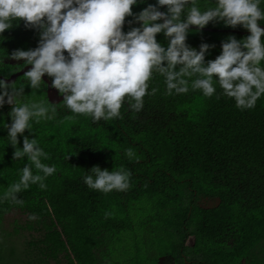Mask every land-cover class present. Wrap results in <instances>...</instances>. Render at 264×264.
Instances as JSON below:
<instances>
[{"label": "trees", "instance_id": "obj_1", "mask_svg": "<svg viewBox=\"0 0 264 264\" xmlns=\"http://www.w3.org/2000/svg\"><path fill=\"white\" fill-rule=\"evenodd\" d=\"M132 19L126 17L124 31L139 26L127 23ZM191 28L189 46L215 45L206 61L220 54L229 35L250 34L222 22ZM3 36L0 61L7 52L38 46V31L22 20ZM157 40L167 46L163 33ZM9 61L0 63V73L13 70ZM152 88L157 91L144 97L139 112L125 101L119 118L94 122L60 102L55 119L25 130L44 149L42 162L56 171L45 179L46 188L31 184L19 193L23 203H0V264H264V95L241 110L218 83L210 97L190 84L188 92L169 95L164 77L154 73ZM46 91L26 85L24 98L44 99ZM10 109L7 103L0 108V124L11 123ZM6 136L0 127V193L27 163L13 159ZM19 140L22 147L23 136ZM129 148L138 159L125 155ZM96 165L130 170L129 189H89L83 176ZM208 199L216 204L207 206Z\"/></svg>", "mask_w": 264, "mask_h": 264}, {"label": "clouds", "instance_id": "obj_2", "mask_svg": "<svg viewBox=\"0 0 264 264\" xmlns=\"http://www.w3.org/2000/svg\"><path fill=\"white\" fill-rule=\"evenodd\" d=\"M140 3L147 0H0V37L21 20L39 33L37 47L5 56L31 67L23 71L19 83L0 79V108L6 103L11 106V123L0 127L7 129L6 143L15 149L13 159L27 158L18 181L0 193V203H23L19 193L31 184L46 188L45 179L56 171L55 165L42 162L46 153L37 138L24 135L25 130L32 133L33 123L55 119L57 103L24 98L26 85L32 90L47 86L45 75L63 97V107L94 122L119 118L125 101L131 110L141 111L144 97L157 91H149L154 73L164 77L169 95L188 92L190 84L192 90L210 97L218 83L223 95L241 110L253 108L264 95V28L260 26L264 0H156L134 13L133 6ZM126 17L133 18L129 25L139 26L124 31ZM210 22L241 26L250 34L242 39L229 35L221 43L220 54L206 61L215 45L201 43L197 49L186 41L191 26L199 31ZM160 33L167 46L158 42ZM19 136H23L22 147ZM125 155L138 159L131 148ZM83 182L94 191L123 192L130 187L131 171L96 165Z\"/></svg>", "mask_w": 264, "mask_h": 264}, {"label": "water", "instance_id": "obj_3", "mask_svg": "<svg viewBox=\"0 0 264 264\" xmlns=\"http://www.w3.org/2000/svg\"><path fill=\"white\" fill-rule=\"evenodd\" d=\"M228 31L243 33V32L236 31V30H228ZM29 67H31V66L30 65L29 66H25L23 69H21L20 71L12 74L10 77H7V78L3 77V76H0V79H5L9 83L14 82V81L16 82L17 78L19 76H22L23 71H26ZM43 79L45 80V83L47 84L46 94H47V98H48L49 102H53V103H57V104L62 102L63 97L62 96H56L55 88L51 87V81L49 80V78H47V76H44Z\"/></svg>", "mask_w": 264, "mask_h": 264}, {"label": "flooded vegetation", "instance_id": "obj_4", "mask_svg": "<svg viewBox=\"0 0 264 264\" xmlns=\"http://www.w3.org/2000/svg\"><path fill=\"white\" fill-rule=\"evenodd\" d=\"M22 61L23 60H20V61H16V60H13V59H11V61H9V65L11 66H13V70L10 72L11 74L8 76V77H10L12 74H14V73H16V72H18V71H20L21 69H23L26 65H23L22 64ZM1 74V73H0ZM0 76H2V75H0ZM4 77V76H3ZM21 77L22 76H19L18 78H17V80H16V82H18V80L19 79H21ZM7 78V77H6ZM8 105V104H7ZM209 201V199L206 201V202H208Z\"/></svg>", "mask_w": 264, "mask_h": 264}, {"label": "rangeland", "instance_id": "obj_5", "mask_svg": "<svg viewBox=\"0 0 264 264\" xmlns=\"http://www.w3.org/2000/svg\"><path fill=\"white\" fill-rule=\"evenodd\" d=\"M11 73L9 72V71H2L1 72V74L0 75H2V76H4V77H8L9 75H10ZM56 91V90H55ZM56 96L58 95V93H57V91H56ZM213 204H216V201H211V200H209L207 203H206V205L207 206H210V205H213ZM4 224V225H3ZM2 224V226H3V228L4 229H6V230H8L7 228H9V219L6 217L5 218V221H4V223ZM5 231V230H4ZM10 239H8V241H9ZM191 242H192V239H190L189 241H188V244H191ZM163 261H165V260H163Z\"/></svg>", "mask_w": 264, "mask_h": 264}]
</instances>
